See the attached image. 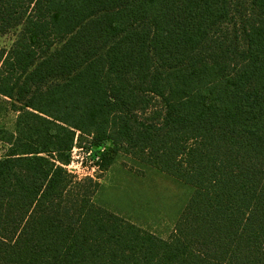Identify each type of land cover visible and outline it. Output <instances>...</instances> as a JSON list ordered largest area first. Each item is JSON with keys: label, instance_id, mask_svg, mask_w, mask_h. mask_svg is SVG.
Here are the masks:
<instances>
[{"label": "trees", "instance_id": "obj_1", "mask_svg": "<svg viewBox=\"0 0 264 264\" xmlns=\"http://www.w3.org/2000/svg\"><path fill=\"white\" fill-rule=\"evenodd\" d=\"M236 1L0 0V264H264V0L220 34ZM85 137L193 189L167 239L64 168Z\"/></svg>", "mask_w": 264, "mask_h": 264}, {"label": "rangeland", "instance_id": "obj_2", "mask_svg": "<svg viewBox=\"0 0 264 264\" xmlns=\"http://www.w3.org/2000/svg\"><path fill=\"white\" fill-rule=\"evenodd\" d=\"M229 22L220 26V34L232 31L244 13L254 10L248 0H237ZM238 11V12H237ZM21 27L0 33V55L8 52L20 36ZM17 113L10 110L9 101L0 97V128L14 132ZM85 137L81 145H74L69 164L64 168L76 178L91 177L99 185L92 200L125 221L160 239H167L189 200L193 189L174 178L118 152L111 165L101 171L100 153L112 145L103 143L94 150ZM80 147V148H79ZM7 147L0 142V155Z\"/></svg>", "mask_w": 264, "mask_h": 264}]
</instances>
